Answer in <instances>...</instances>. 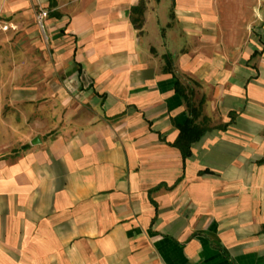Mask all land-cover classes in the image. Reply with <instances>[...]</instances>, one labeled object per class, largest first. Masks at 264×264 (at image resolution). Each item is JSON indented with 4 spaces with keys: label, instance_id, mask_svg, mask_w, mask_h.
<instances>
[{
    "label": "crops",
    "instance_id": "crops-1",
    "mask_svg": "<svg viewBox=\"0 0 264 264\" xmlns=\"http://www.w3.org/2000/svg\"><path fill=\"white\" fill-rule=\"evenodd\" d=\"M3 27L0 264H264V0H0Z\"/></svg>",
    "mask_w": 264,
    "mask_h": 264
},
{
    "label": "rangeland",
    "instance_id": "rangeland-1",
    "mask_svg": "<svg viewBox=\"0 0 264 264\" xmlns=\"http://www.w3.org/2000/svg\"><path fill=\"white\" fill-rule=\"evenodd\" d=\"M38 32H39V37L43 40V41H47V33H44L42 28L38 25ZM4 29H0V38L2 39V46L4 45V47L2 49H0V59H1V63H0V67L1 70H4V68H8V66H12L11 64H9V61H11V58L15 57L17 59H24V48H21V46H16L15 42L17 40H21L22 43L24 42V38L23 35L21 33H13V31L11 30V27H3ZM46 35V36H45ZM6 43V44H5ZM7 45V46H6ZM38 55V54H37ZM23 61V60H22ZM1 82V81H0ZM8 88V85L6 83L3 84V82L0 83V104L2 103V105L6 103V99L7 97L4 98V92L5 90ZM7 91V90H6ZM6 94V93H5ZM1 116H6L7 112L3 111L0 112Z\"/></svg>",
    "mask_w": 264,
    "mask_h": 264
},
{
    "label": "trees",
    "instance_id": "trees-1",
    "mask_svg": "<svg viewBox=\"0 0 264 264\" xmlns=\"http://www.w3.org/2000/svg\"><path fill=\"white\" fill-rule=\"evenodd\" d=\"M190 112L192 114L191 117L187 118L179 128L178 145L184 151V155L190 153V144L201 137L206 129L203 125L195 123L196 108L192 107Z\"/></svg>",
    "mask_w": 264,
    "mask_h": 264
},
{
    "label": "built area",
    "instance_id": "built-area-1",
    "mask_svg": "<svg viewBox=\"0 0 264 264\" xmlns=\"http://www.w3.org/2000/svg\"><path fill=\"white\" fill-rule=\"evenodd\" d=\"M45 12L44 11H40L39 13H37L36 15V19H37V23L38 25L42 28L43 32H44V23H43V18H44ZM45 33V32H44ZM46 36V35H45Z\"/></svg>",
    "mask_w": 264,
    "mask_h": 264
}]
</instances>
